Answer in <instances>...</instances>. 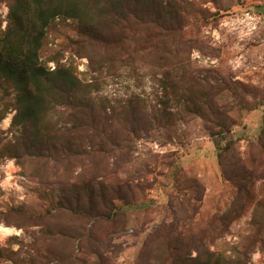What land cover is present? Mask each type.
<instances>
[{"label":"rangeland","instance_id":"1","mask_svg":"<svg viewBox=\"0 0 264 264\" xmlns=\"http://www.w3.org/2000/svg\"><path fill=\"white\" fill-rule=\"evenodd\" d=\"M13 1L0 0V32ZM158 1L180 23L159 49L132 21H101L103 42L49 25L43 61L90 86L86 109H57V129L84 131L50 158H12L14 91L0 82V264H264V0ZM65 141L93 151L69 161ZM70 190L89 216L55 210Z\"/></svg>","mask_w":264,"mask_h":264},{"label":"trees","instance_id":"2","mask_svg":"<svg viewBox=\"0 0 264 264\" xmlns=\"http://www.w3.org/2000/svg\"><path fill=\"white\" fill-rule=\"evenodd\" d=\"M58 18L75 21L84 34L99 42H103L104 36L98 29L101 21L108 30H128V21H132L133 28H139L143 46L151 50L166 46L170 34L180 29L176 15L169 17L166 3L158 0H14L10 3L9 22L6 30L0 32V82L14 91L15 113L10 126L20 132V139L11 147L16 153L12 158L16 160L50 158V153L57 152L58 141L68 139L70 129H82L68 128L66 135L56 128L57 109L72 108L74 102L80 110L86 109L90 90L76 76V67L62 64L58 58L43 61L41 57L47 28ZM49 63L54 64L53 69L48 67ZM180 70L183 72V67ZM4 96L7 95L0 97V106ZM3 119L4 112L0 109V122ZM65 142L69 144L64 148L69 161L93 151L81 144ZM70 191L72 200L64 197L55 210L60 207L89 216L91 207L82 206L79 196ZM189 260L192 264L220 262L215 253H209L207 258L197 254Z\"/></svg>","mask_w":264,"mask_h":264}]
</instances>
